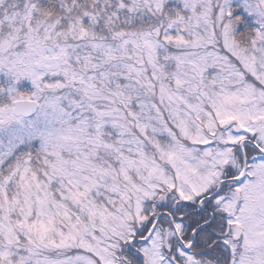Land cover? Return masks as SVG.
<instances>
[{
	"label": "snow or ice",
	"instance_id": "6c2138e0",
	"mask_svg": "<svg viewBox=\"0 0 264 264\" xmlns=\"http://www.w3.org/2000/svg\"><path fill=\"white\" fill-rule=\"evenodd\" d=\"M0 264H264V0H0Z\"/></svg>",
	"mask_w": 264,
	"mask_h": 264
}]
</instances>
